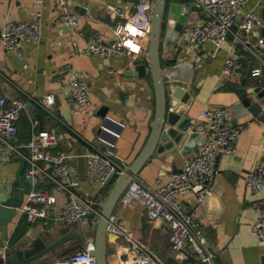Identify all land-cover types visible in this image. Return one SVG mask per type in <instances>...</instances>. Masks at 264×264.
Segmentation results:
<instances>
[{"label": "crops", "instance_id": "0c3cea01", "mask_svg": "<svg viewBox=\"0 0 264 264\" xmlns=\"http://www.w3.org/2000/svg\"><path fill=\"white\" fill-rule=\"evenodd\" d=\"M69 1L79 16L77 32L59 25L61 11L56 0H43L41 4L37 0H0V27L9 20L32 21L37 6L42 18L39 42L23 40L20 48L13 50L4 47L0 39V93L21 96L27 102L20 111L18 131L8 138V149L1 155L0 195L18 173L24 168L26 172L30 162L28 141L33 130L55 126L60 137L59 143L51 148L53 155L75 165L79 180L75 190L93 198L100 210L77 221L58 220V214L68 201L64 184H68L70 178L64 177L55 163L42 161L43 168L37 171L34 181L40 182L38 188H49L54 192L57 201L47 204L46 217L32 222L19 208L8 225L0 223V244L14 245L27 237L41 240L40 244H49L65 237L42 257L27 264H65L62 261L73 251L95 242L101 204L113 182L103 189L96 186L88 174L87 157L97 147H102L96 141L105 115H112L125 124L117 139V149L128 166L148 140L155 115V88L146 53L137 55L123 49L112 56H104L77 47L114 37L119 18L115 17L110 5L130 6L138 16L137 20L146 23L152 9H144V2L153 6L154 0ZM177 1L192 5L191 0ZM251 10L259 13L261 23L250 33L235 26L236 33H230L219 48L208 42L202 48L188 50L187 23L177 41L163 42L166 84L172 88L181 82L186 92H190V103L182 110V116L187 115L189 121L178 151L175 154L168 150L154 153L135 176L152 187L166 182L171 173L179 170L183 162L205 143L206 135L201 126L208 129L211 123L202 110L218 104L232 112L234 122L241 127L237 150L219 155L212 190L202 201L194 192H187L182 197L187 212L204 228L208 246L216 253L218 264H263L264 261V245L259 243L253 230V223L264 215V188L255 190L247 180L248 172L259 162H264V104L254 90L256 86L264 90V65L261 74H252L258 60L240 40V37H248L254 48L264 51L258 45L264 37V0H248L240 14ZM179 46L183 48L176 59ZM138 56L146 63L145 75L129 74V70L135 68ZM228 57L237 60L238 66L232 73L224 69ZM178 60L194 61L192 80H185L189 70L175 66ZM75 75L85 82L94 100L93 113L79 112V105L70 94ZM237 87H244L252 101L259 102L260 109L254 112ZM49 93L55 95V102L45 106L42 99ZM27 196L28 193L25 199ZM122 196L113 210L112 224H123L133 237L142 239L155 250L166 264H200L192 247L188 246L183 254L174 250L170 227L166 223L150 218L142 203L124 201ZM194 226L200 229L195 222ZM129 244L126 236L107 239L109 263L119 264Z\"/></svg>", "mask_w": 264, "mask_h": 264}, {"label": "built area", "instance_id": "2783aa9c", "mask_svg": "<svg viewBox=\"0 0 264 264\" xmlns=\"http://www.w3.org/2000/svg\"><path fill=\"white\" fill-rule=\"evenodd\" d=\"M56 1L61 11L59 25L63 29L77 32L79 16L72 9L70 1ZM247 1L191 0V6L185 2L189 15L186 28L188 50L202 48L208 42L219 48L228 39L230 33L235 32V26L246 33L252 32L262 19L255 10L240 14L242 6ZM42 2L43 0H37L39 4ZM110 8L115 17L119 18L114 37L109 41H91L87 46L78 45V49L104 56H112L123 49L137 55L146 53L151 30L150 20L141 23L130 6L110 5ZM143 8L151 10L152 6L149 2H144ZM34 14L32 21L9 20L0 27V39L4 47L14 50L20 48L23 40L34 42L41 40L42 18L39 6L34 10ZM240 40L249 47L258 60V65L252 69V74H261L264 65V51L262 53L254 48L248 37H240ZM258 45L264 48V37L259 40ZM237 66V60L228 57L224 69L232 73ZM70 94L78 103L79 112H94V100L85 82L76 75L72 79ZM258 100L264 104L263 95L258 96ZM54 102L53 93L46 94L42 99L45 106L53 105ZM26 103L21 96L0 93V161L1 155L8 149V138L18 131L20 111ZM202 114L209 118L211 123L208 129L201 126L206 135L203 146L187 158L179 170L173 171L166 182L152 187L134 177L122 197L127 202L142 203L150 218H157L166 223L170 227L172 246L179 254H183L190 246L200 264H218L216 253L209 248L207 239L200 229L195 228L193 218L187 212V205L182 197L187 192H194L197 199L202 201L211 192L212 182L218 172L217 158L221 154L233 153L237 150L241 127L234 122L232 112L225 106L213 104L204 108ZM124 125L121 120L112 115H105L98 133V140L105 144V147L99 146L88 154V174L100 189L108 186L111 180H116L128 168L117 149V139L121 136ZM59 137V131L55 126L33 130L28 141L30 162L25 175L35 178L37 171L43 168L42 161L55 163L60 173L70 178L69 183L64 184L68 190V201L57 219L72 222L100 210L93 198L75 190L74 186L79 184L75 165L53 155L51 148L59 143ZM247 180L255 190L264 188V162H259L253 170L248 172ZM56 201L57 195L49 188H37L28 193L20 208L26 218L32 222L40 217H46L48 215L47 204ZM109 228L119 236H126L130 242L126 247V255L120 257L119 264H166L155 250L142 239L133 237L123 224L110 223ZM253 230L258 235L259 243L264 245V215L253 223ZM93 246L94 243L90 242L85 248L73 251L62 262L65 264H97L95 256L90 252Z\"/></svg>", "mask_w": 264, "mask_h": 264}, {"label": "water", "instance_id": "95a60500", "mask_svg": "<svg viewBox=\"0 0 264 264\" xmlns=\"http://www.w3.org/2000/svg\"><path fill=\"white\" fill-rule=\"evenodd\" d=\"M186 8V3L177 0H154L153 2L152 11L149 15L151 30L146 57L155 88V115L151 121V133L142 150L123 174L116 180H111L113 181L112 187L101 204L95 242L90 249V252L96 258L97 264H110L107 255V239H114L118 235L115 232H111L109 226L113 210L126 187L154 153L168 150L169 153L175 154L178 151V145L181 142L184 131L187 129L189 118L187 115L182 116V110L190 103V92H186L181 82H177L172 88L167 87L162 61L163 42L169 39L177 41L184 30L185 24L189 21ZM182 48V46L177 48L176 59L179 58ZM135 61V68L129 70V74L145 75L147 68L143 57L138 56ZM175 66L178 69L189 70V75H187L185 80L190 81L193 79L195 72L194 61L178 60ZM237 89L241 92L245 103L254 112L260 109L259 102L252 101V97L244 87H237ZM254 90L260 96L264 94L261 86H256ZM96 143L105 147V144L99 140ZM25 169L16 175L9 187L3 189L0 195V223L8 225L23 204L25 195L31 190H36L40 185V182L34 181L33 177H26ZM193 221L196 223V227L200 228L202 234L206 236L205 230L199 221L197 219ZM81 236L83 237V234ZM64 237L65 235L49 244H40L39 241L41 240H31L29 237L19 240L14 245L3 246V244H0V264H27L34 262L51 250ZM209 245L211 246V244Z\"/></svg>", "mask_w": 264, "mask_h": 264}, {"label": "trees", "instance_id": "16d2710c", "mask_svg": "<svg viewBox=\"0 0 264 264\" xmlns=\"http://www.w3.org/2000/svg\"><path fill=\"white\" fill-rule=\"evenodd\" d=\"M114 181V180H113ZM113 181H111V182H113Z\"/></svg>", "mask_w": 264, "mask_h": 264}]
</instances>
